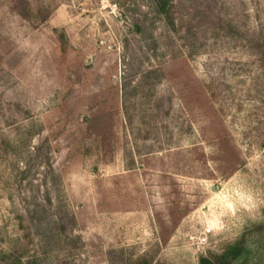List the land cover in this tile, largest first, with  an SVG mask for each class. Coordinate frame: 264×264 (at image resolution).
I'll return each instance as SVG.
<instances>
[{
  "label": "rangeland",
  "instance_id": "1",
  "mask_svg": "<svg viewBox=\"0 0 264 264\" xmlns=\"http://www.w3.org/2000/svg\"><path fill=\"white\" fill-rule=\"evenodd\" d=\"M200 258L264 264V0H0V264Z\"/></svg>",
  "mask_w": 264,
  "mask_h": 264
},
{
  "label": "built area",
  "instance_id": "2",
  "mask_svg": "<svg viewBox=\"0 0 264 264\" xmlns=\"http://www.w3.org/2000/svg\"><path fill=\"white\" fill-rule=\"evenodd\" d=\"M213 233L211 226L206 225L201 228L198 234L190 235L189 239L195 250L198 252L204 251L209 244L210 235Z\"/></svg>",
  "mask_w": 264,
  "mask_h": 264
},
{
  "label": "trees",
  "instance_id": "3",
  "mask_svg": "<svg viewBox=\"0 0 264 264\" xmlns=\"http://www.w3.org/2000/svg\"><path fill=\"white\" fill-rule=\"evenodd\" d=\"M199 264H211V263L208 260H206L205 258H200Z\"/></svg>",
  "mask_w": 264,
  "mask_h": 264
}]
</instances>
